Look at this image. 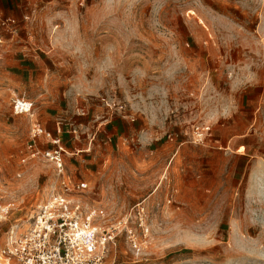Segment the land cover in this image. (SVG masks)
I'll list each match as a JSON object with an SVG mask.
<instances>
[{"label": "rangeland", "instance_id": "374dc122", "mask_svg": "<svg viewBox=\"0 0 264 264\" xmlns=\"http://www.w3.org/2000/svg\"><path fill=\"white\" fill-rule=\"evenodd\" d=\"M36 6L21 21L0 12L21 47H0V248L58 186L33 148L60 146L81 200L108 216L106 264H264V0ZM34 124L50 137L33 146ZM138 202L145 237L121 223Z\"/></svg>", "mask_w": 264, "mask_h": 264}, {"label": "built area", "instance_id": "2783aa9c", "mask_svg": "<svg viewBox=\"0 0 264 264\" xmlns=\"http://www.w3.org/2000/svg\"><path fill=\"white\" fill-rule=\"evenodd\" d=\"M14 21L0 14V25L10 29ZM33 104L26 99L15 97L12 108L15 116L29 115ZM208 129L196 130L198 138ZM50 137L38 125H33L31 142L33 146L40 137ZM59 145V141H53ZM62 147L57 150L36 151L33 148L30 157L41 156L44 161L53 164L58 186L51 190L47 198L37 206L31 217L29 229L15 235L10 232L6 244L0 248V264H106L107 247L114 235L109 229L98 226L108 216L103 209L86 205L81 194L88 189L87 183L71 181L66 177L62 160ZM3 212V211H2ZM135 217L142 235L148 234L145 227V212L142 203H137L121 219L125 226ZM120 223V224H121ZM131 248L139 251L135 231H125Z\"/></svg>", "mask_w": 264, "mask_h": 264}, {"label": "crops", "instance_id": "0c3cea01", "mask_svg": "<svg viewBox=\"0 0 264 264\" xmlns=\"http://www.w3.org/2000/svg\"><path fill=\"white\" fill-rule=\"evenodd\" d=\"M50 1L51 0H0V12H2L6 17L21 21L24 18L29 19V17H31L29 16L31 11H33V15L36 14V4L38 2H43L47 5L50 3ZM17 40L20 39L17 37L16 33L9 34L7 31L3 32V30H0V47L3 52L7 51L9 54L14 55H16L17 52H20L21 47L15 43ZM0 56H5V53H0ZM72 179L76 181L75 177ZM81 180H78L77 182L86 183L85 179Z\"/></svg>", "mask_w": 264, "mask_h": 264}]
</instances>
